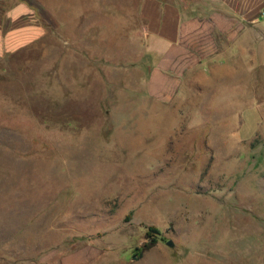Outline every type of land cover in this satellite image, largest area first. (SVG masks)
Wrapping results in <instances>:
<instances>
[{
	"label": "rangeland",
	"instance_id": "374dc122",
	"mask_svg": "<svg viewBox=\"0 0 264 264\" xmlns=\"http://www.w3.org/2000/svg\"><path fill=\"white\" fill-rule=\"evenodd\" d=\"M180 1L219 30L151 88L141 0H0V264H264V0Z\"/></svg>",
	"mask_w": 264,
	"mask_h": 264
},
{
	"label": "crops",
	"instance_id": "0c3cea01",
	"mask_svg": "<svg viewBox=\"0 0 264 264\" xmlns=\"http://www.w3.org/2000/svg\"><path fill=\"white\" fill-rule=\"evenodd\" d=\"M139 14L147 22L142 39L144 51L152 61L149 86L160 78L174 74L172 69L181 61L197 60L198 51L206 53L211 44L208 39L215 30H219L214 11L199 6L189 8L180 0H141ZM4 17L0 13V33ZM11 21L5 42L12 48L42 36L41 24L29 13L15 11L11 13ZM210 55L208 53L201 59H207Z\"/></svg>",
	"mask_w": 264,
	"mask_h": 264
},
{
	"label": "trees",
	"instance_id": "16d2710c",
	"mask_svg": "<svg viewBox=\"0 0 264 264\" xmlns=\"http://www.w3.org/2000/svg\"><path fill=\"white\" fill-rule=\"evenodd\" d=\"M148 233H152V234H154L155 236L156 235H159V231L157 230V229H155V228H152V227H150V228H148ZM156 238V237H155ZM156 241V239H152V242H155Z\"/></svg>",
	"mask_w": 264,
	"mask_h": 264
},
{
	"label": "water",
	"instance_id": "95a60500",
	"mask_svg": "<svg viewBox=\"0 0 264 264\" xmlns=\"http://www.w3.org/2000/svg\"><path fill=\"white\" fill-rule=\"evenodd\" d=\"M166 245H167L168 247H172V246H173V243H172L171 241H168V242L166 243Z\"/></svg>",
	"mask_w": 264,
	"mask_h": 264
}]
</instances>
